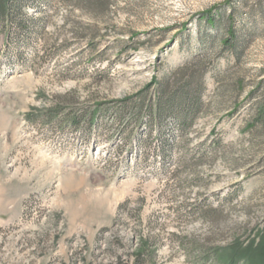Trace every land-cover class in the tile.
I'll list each match as a JSON object with an SVG mask.
<instances>
[{
  "label": "rangeland",
  "instance_id": "rangeland-1",
  "mask_svg": "<svg viewBox=\"0 0 264 264\" xmlns=\"http://www.w3.org/2000/svg\"><path fill=\"white\" fill-rule=\"evenodd\" d=\"M87 1L0 23V264H264V0ZM193 58L192 126H151Z\"/></svg>",
  "mask_w": 264,
  "mask_h": 264
},
{
  "label": "trees",
  "instance_id": "trees-1",
  "mask_svg": "<svg viewBox=\"0 0 264 264\" xmlns=\"http://www.w3.org/2000/svg\"><path fill=\"white\" fill-rule=\"evenodd\" d=\"M29 1H33V4L39 0H3L0 3V23L5 24L8 20L14 25L12 14L20 12L22 6ZM87 6H92V0L87 1ZM213 10H208L202 13L201 20H204L209 26H213L216 20V14H213ZM230 10L228 16V38L223 41V45L227 46L236 39V33L233 21V11ZM20 29V27H19ZM9 33H4V38H8ZM193 58L191 61L185 63L181 67L172 71L167 77L158 80L156 77L150 83L146 94L149 95L146 99L145 96L139 101L141 104L147 103V116L149 124L155 128H159L165 117L169 116L175 119L179 127L183 130L189 129L201 110V96L205 89V74L206 71L203 67H191V63L195 61ZM139 94L137 96H141ZM128 101H123L124 103ZM127 104V103H125ZM127 107V105H125ZM123 107V109H126ZM134 110V109H133ZM98 111H92L89 114V125L95 123V117ZM139 118L136 117L135 121ZM143 142L136 141V145H141ZM144 144V143H143ZM161 148V147H160ZM220 249H213L211 251L213 258L217 264H238L239 259L235 255L232 259L217 260L218 252Z\"/></svg>",
  "mask_w": 264,
  "mask_h": 264
}]
</instances>
